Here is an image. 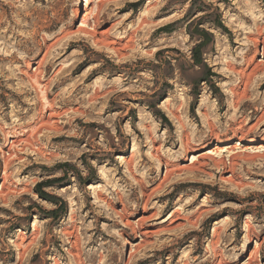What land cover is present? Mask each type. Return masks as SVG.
<instances>
[{"label":"rangeland","instance_id":"obj_1","mask_svg":"<svg viewBox=\"0 0 264 264\" xmlns=\"http://www.w3.org/2000/svg\"><path fill=\"white\" fill-rule=\"evenodd\" d=\"M88 1L0 0V264H264V0Z\"/></svg>","mask_w":264,"mask_h":264},{"label":"bare ground","instance_id":"obj_2","mask_svg":"<svg viewBox=\"0 0 264 264\" xmlns=\"http://www.w3.org/2000/svg\"><path fill=\"white\" fill-rule=\"evenodd\" d=\"M86 3H85V6L87 5V4H89V1L88 0H84ZM97 2H99V0H97ZM80 10H81V7L80 8H77L76 9V13L79 15L80 14ZM92 18V20L93 19H95V15L93 14H86L85 16H83L82 17V19H81V21H80V31H82V32H86L85 31V28L86 27H88L89 28V18ZM120 48H118V49H115V51H116V53L118 52V50H119ZM263 55H264V52L262 53ZM48 122L46 121V124H47ZM28 132V131H27ZM26 131H23V134H22V136H24V134L25 133H27ZM7 134V133H6ZM28 135V134H27ZM6 136V135H5ZM12 138H17V139H10V140H7V138L5 139V140H7L6 142L10 145V147H13L14 145H16V144H18V143H20V142H28V140L29 139H27V138H18V137H16L14 134H12V135H10ZM26 137V136H25ZM28 137V136H27ZM30 142V141H29ZM257 141H253V139H249L248 141H247V143L248 144H255ZM6 143V144H7ZM227 147V146H226ZM228 148L229 149H224V147L223 146H221V144L220 145H217L215 148H213L212 150H210V151H208L209 153H210V155L212 156V155H217V156H219L222 152H226V153H228V154H235V152H234V150H235V146H233V145H228ZM248 149H252V150H254V149H259V148H264L263 146H258V147H255V146H249V147H247ZM256 152H258V151H256ZM204 154H201V153H197V154H192V158H191V166L190 167H192V168H194V167H196V165L197 164H199L200 163V159L201 158H204L205 157V155L203 156ZM234 156V155H233ZM247 157H248V155H246ZM236 157V156H235ZM238 157H243L242 155H239ZM5 161H7V159L5 160ZM203 162H201L200 164H202ZM7 164V163H6ZM204 165V164H203ZM201 166V165H200ZM191 168V169H192ZM197 168V167H196ZM195 169V168H194ZM3 182V181H2ZM145 203V202H144ZM146 205V204H145ZM144 205V206H145ZM146 207V206H145ZM141 218H139L137 221H139ZM125 223H127V222H125ZM129 224V223H128ZM128 224H126V226L128 225ZM131 229L133 230V232L134 233H136L137 231H136V229L132 226L131 227ZM147 231H140V234L142 235V236H145V235H147Z\"/></svg>","mask_w":264,"mask_h":264}]
</instances>
